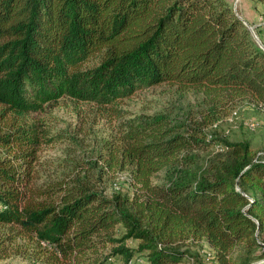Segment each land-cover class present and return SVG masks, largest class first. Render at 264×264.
Wrapping results in <instances>:
<instances>
[{
	"label": "trees",
	"instance_id": "16d2710c",
	"mask_svg": "<svg viewBox=\"0 0 264 264\" xmlns=\"http://www.w3.org/2000/svg\"><path fill=\"white\" fill-rule=\"evenodd\" d=\"M245 21L231 0H0V224L15 229L5 239H32L41 264L142 253L148 264H264V148L207 128L241 100L264 109V48ZM162 82L210 107L122 119L103 165L34 183L43 129L25 114Z\"/></svg>",
	"mask_w": 264,
	"mask_h": 264
},
{
	"label": "rangeland",
	"instance_id": "374dc122",
	"mask_svg": "<svg viewBox=\"0 0 264 264\" xmlns=\"http://www.w3.org/2000/svg\"><path fill=\"white\" fill-rule=\"evenodd\" d=\"M231 2L242 17L245 15L249 18L248 23L264 45V0ZM94 61H87L84 65ZM208 107L203 93L181 90L167 82L138 89L108 105L76 100L66 95L45 102L38 110L24 116L43 129L37 148L34 183L61 177L73 170L89 172L103 165L105 156L109 155L108 143L118 134V125L122 119L154 112H167L184 118L202 117ZM217 112V118L207 125L209 130L217 131L230 140L246 138L257 150L264 148V109L241 100ZM212 152L214 146L200 151L203 157ZM125 173L118 171L117 177L105 181L108 193L120 184ZM117 229L121 230V227ZM13 231L14 228L0 224V249L5 248L7 254L0 259V264H41L32 260L37 250V244L32 239L23 236H16L9 242L5 239L7 233ZM127 243L135 248L134 240H128ZM204 249L207 250L205 245ZM99 252L105 255L108 251L101 249ZM132 263L148 264L144 253L135 255Z\"/></svg>",
	"mask_w": 264,
	"mask_h": 264
},
{
	"label": "water",
	"instance_id": "95a60500",
	"mask_svg": "<svg viewBox=\"0 0 264 264\" xmlns=\"http://www.w3.org/2000/svg\"><path fill=\"white\" fill-rule=\"evenodd\" d=\"M234 9H235V8H234ZM245 22L247 23L248 27L250 28L252 34H253L254 37L257 39V41L259 42V44L264 48V45L261 43V41H260L259 38L257 37V35H256V33L254 32L253 28L250 26V24H249L247 21H245Z\"/></svg>",
	"mask_w": 264,
	"mask_h": 264
},
{
	"label": "built area",
	"instance_id": "2783aa9c",
	"mask_svg": "<svg viewBox=\"0 0 264 264\" xmlns=\"http://www.w3.org/2000/svg\"><path fill=\"white\" fill-rule=\"evenodd\" d=\"M251 125L253 126L254 123H251ZM220 148H221V147H220L218 144L214 146V149H215V150L220 149ZM205 255H206V257H208V258L210 257V254H209V253H205Z\"/></svg>",
	"mask_w": 264,
	"mask_h": 264
}]
</instances>
